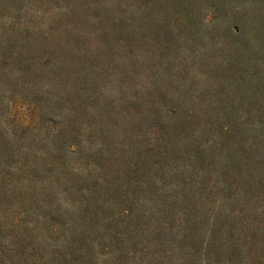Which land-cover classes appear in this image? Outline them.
<instances>
[{
  "label": "rangeland",
  "instance_id": "1",
  "mask_svg": "<svg viewBox=\"0 0 264 264\" xmlns=\"http://www.w3.org/2000/svg\"><path fill=\"white\" fill-rule=\"evenodd\" d=\"M71 7L0 0V264H264V88L227 77L244 52L222 10L201 11L200 39L173 70L142 73L155 122L133 123L138 104L112 69L98 109L114 116L73 129L69 106L13 65L23 31ZM225 8L251 19V0ZM256 9L264 15V0ZM252 59L264 76V52Z\"/></svg>",
  "mask_w": 264,
  "mask_h": 264
},
{
  "label": "trees",
  "instance_id": "2",
  "mask_svg": "<svg viewBox=\"0 0 264 264\" xmlns=\"http://www.w3.org/2000/svg\"><path fill=\"white\" fill-rule=\"evenodd\" d=\"M67 1L73 7L60 20L43 29L23 31L24 44L13 65L23 84L30 87L35 82L48 87V93L57 99V109L69 106L67 121L75 124L73 129L94 113L105 118L110 115V119L114 116L113 111L98 109V96L113 75L112 69L119 74V87L125 85L134 91L130 95V90L126 97L129 106L138 104L133 123L146 126L155 122L158 110L152 106L147 111L140 103L139 93L146 90L143 83L139 84L142 73L145 75L159 63L166 64V71L173 70L171 61L183 44L193 46L200 39L197 31L203 20L201 11L206 7L221 9L225 23L234 30L227 32L241 42L244 53L237 57L235 68L228 71L227 77L242 73L243 84L248 86L255 80L256 88H264V76L253 72L252 64L253 56L259 50L264 52V15L256 9L260 0H251V19L236 8H225L240 0ZM251 20L257 23L254 35L247 37L246 26ZM155 90L156 95L160 89L157 86ZM159 97V104H163L166 95ZM70 133L76 134L75 130Z\"/></svg>",
  "mask_w": 264,
  "mask_h": 264
}]
</instances>
